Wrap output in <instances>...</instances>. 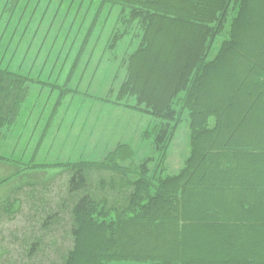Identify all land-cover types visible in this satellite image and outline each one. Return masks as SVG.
<instances>
[{
	"label": "trees",
	"instance_id": "1",
	"mask_svg": "<svg viewBox=\"0 0 264 264\" xmlns=\"http://www.w3.org/2000/svg\"><path fill=\"white\" fill-rule=\"evenodd\" d=\"M112 1L135 7L145 29L122 90L168 121L182 99L191 154L176 175L134 169L124 205L80 197L63 264H264V30L254 31L264 0L234 1L228 37L208 63L206 41L231 0ZM11 74L0 68L3 121L21 102ZM124 159L110 152L107 167L119 171ZM87 185L78 169L68 191Z\"/></svg>",
	"mask_w": 264,
	"mask_h": 264
},
{
	"label": "rangeland",
	"instance_id": "2",
	"mask_svg": "<svg viewBox=\"0 0 264 264\" xmlns=\"http://www.w3.org/2000/svg\"><path fill=\"white\" fill-rule=\"evenodd\" d=\"M234 1L209 33L206 63L228 37ZM114 2L0 0V68L21 100L0 119V264H63L80 197L124 205L134 169L176 175L191 154L182 99L168 121L122 90L145 29L135 7ZM118 149L125 159L113 171L107 155ZM78 169L88 185L70 193Z\"/></svg>",
	"mask_w": 264,
	"mask_h": 264
}]
</instances>
